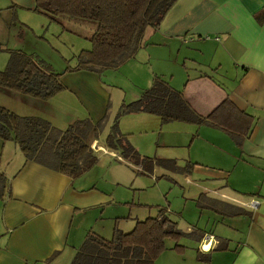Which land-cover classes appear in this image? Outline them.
I'll return each instance as SVG.
<instances>
[{"label":"crops","instance_id":"0c3cea01","mask_svg":"<svg viewBox=\"0 0 264 264\" xmlns=\"http://www.w3.org/2000/svg\"><path fill=\"white\" fill-rule=\"evenodd\" d=\"M34 8L35 0H0V43L5 48H10L6 44L15 24L13 10ZM263 8L264 0H178L159 28L147 29L142 47L122 66L132 67L139 74L137 67L147 61L170 65L160 75L147 74L148 85L139 87L133 101L158 75L183 91L202 115L210 114L230 98L253 117L250 135L240 146L221 129L182 122L192 138L184 146L187 153L183 157L163 153L166 158L142 155L130 140L134 134L131 127L120 128L124 115L118 119L121 132L128 136L140 157L176 161L185 175H200L212 188L194 199L200 211L197 226L189 223L187 229H182L198 233L167 245L155 264H264V22L259 23L256 16ZM0 66H4L3 60ZM71 74L80 75L79 81L69 85L64 74L66 90L51 98L57 105L56 120L77 121L76 115L65 117L68 112L62 98L54 99L69 92L78 105L86 106L84 112L89 115L82 119L98 123L109 111V84L101 81L102 74ZM0 93L11 94L1 88ZM141 114L147 113L126 115ZM151 116L164 125L159 116ZM116 118L117 115L112 125ZM92 148L115 154L99 145L98 139ZM119 158L128 160L120 155ZM180 159L185 166L179 164ZM1 166L5 171L0 175L7 178L9 187L0 190V264H72L89 231L105 237L104 232L109 231L102 220L112 218L113 236L114 228L130 218L136 207L134 201L119 199L87 181L84 177L88 171L72 178L27 160L15 141L0 137ZM252 200L258 202L255 207L249 205ZM111 207L116 209L110 213ZM120 208L129 209L128 215H120ZM209 241L211 251L204 254L201 245ZM176 245L184 246L183 250H176Z\"/></svg>","mask_w":264,"mask_h":264},{"label":"trees","instance_id":"16d2710c","mask_svg":"<svg viewBox=\"0 0 264 264\" xmlns=\"http://www.w3.org/2000/svg\"><path fill=\"white\" fill-rule=\"evenodd\" d=\"M178 0H35L34 11L60 22V16L91 22L96 29L86 37L90 49L82 50L77 64L66 72L89 71L101 74L117 70L133 59L144 43L148 28L160 27L168 11ZM264 22V8L256 13ZM9 59L0 69V87L15 90L42 100H50L66 90L63 73L56 72L41 57L21 49L5 48ZM147 113L161 118L163 124L179 121L209 125L229 134L240 146L250 135L253 117L241 110L230 98L224 99L210 114L197 112L185 94L161 76L142 95L123 103L106 139L105 147L147 170L155 166L179 170L176 161L142 158L119 128L118 119L126 114ZM107 116L98 123L90 118L75 121L65 130L45 118L20 115L0 105V137L15 141L27 160L77 178L98 161L92 148L104 128ZM198 230L185 232L179 222L160 208L158 215L138 220L131 231L114 228L110 239L89 231L72 264H155L167 250L166 240L193 237ZM184 246L176 245L182 251ZM211 258L210 255L208 256Z\"/></svg>","mask_w":264,"mask_h":264},{"label":"rangeland","instance_id":"374dc122","mask_svg":"<svg viewBox=\"0 0 264 264\" xmlns=\"http://www.w3.org/2000/svg\"><path fill=\"white\" fill-rule=\"evenodd\" d=\"M13 15H15L13 17L15 18V24L12 28L10 42L6 45L11 49H21L41 57L56 72L65 74V81L69 85H75L79 81L80 78L78 77L80 75H74L66 71L68 67L77 64V56L82 50L92 47V43L86 37L93 34L96 29L95 24L65 15L59 17L60 22H56L34 10L26 9H15ZM0 56V64L2 60L4 64V66H0V69H2L7 65L9 54L2 52ZM142 59L145 58L142 57ZM169 66L166 62L154 64L147 61L137 67L140 71H138L139 74L129 66L101 73V81L109 84L108 89L111 98L107 119L98 138L99 145L105 147L110 127L122 103L133 101L132 97H135L136 93L139 92V87L145 88L148 85L145 82L147 74L152 77L155 74L160 75V72L165 71ZM0 88L12 94L9 96L0 93V105L18 114L45 118L62 130H65L68 125L76 121L60 122L56 120L57 105L53 103V99L50 101L42 100L2 86ZM59 98L63 99L61 103H64L65 108H67L68 113L65 117L76 115V117L82 119L89 115L84 112L86 106L83 103L78 105L69 92H65L54 99ZM137 116H146L147 119H139ZM137 116L124 115L120 121V128L124 130L131 127L129 129L134 131V134L131 135L130 140L142 155L166 158L162 154L168 153L177 157L185 156L187 147L184 146L188 145L192 139L186 134L187 130L183 127L186 126L185 123L174 121L160 125L159 119L155 116L147 114ZM78 118L76 119L78 120ZM165 143H176L177 146H165ZM97 155L99 158L97 164L88 171L84 178L89 182L93 181L98 187L116 194L119 199L136 203L130 218L124 220L118 226L122 231H131L138 219L144 220L148 217L157 216L160 208L165 209L173 219L177 220L181 229H187L189 223H195L198 217L197 213H200L196 209L194 199L202 192L207 193L206 189L212 190L202 176L195 173L187 176L184 169L166 170L157 167L152 171L139 168L129 160H121L119 155H122L119 152L109 154L105 153L103 149H98ZM179 162L182 163H179L181 166H185L182 159ZM3 171L5 170L1 166L0 173ZM8 184L7 178L0 175V190L2 188L8 189ZM210 193L209 195L217 196L212 192ZM113 209H116V207H111L109 212H113ZM119 211L120 215L127 216L129 213V209L120 208ZM104 219L102 221L106 223L105 228L109 231L107 234L104 230V235L105 238L110 239L112 237L110 222L113 220L112 218ZM195 225L197 226L195 223L193 227H196ZM173 243H175L173 239L166 240V245Z\"/></svg>","mask_w":264,"mask_h":264},{"label":"clouds","instance_id":"9594fccd","mask_svg":"<svg viewBox=\"0 0 264 264\" xmlns=\"http://www.w3.org/2000/svg\"><path fill=\"white\" fill-rule=\"evenodd\" d=\"M213 239H214V238H213ZM211 247H212V244H211V242L209 241V242H207V243H203V244L201 245L200 250H201L202 253L207 254V253H209V252L211 251Z\"/></svg>","mask_w":264,"mask_h":264},{"label":"built area","instance_id":"2783aa9c","mask_svg":"<svg viewBox=\"0 0 264 264\" xmlns=\"http://www.w3.org/2000/svg\"><path fill=\"white\" fill-rule=\"evenodd\" d=\"M257 201L252 200V202L249 204L251 207H255L257 205Z\"/></svg>","mask_w":264,"mask_h":264}]
</instances>
